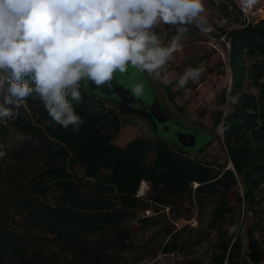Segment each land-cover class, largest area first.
<instances>
[{"label": "trees", "instance_id": "trees-1", "mask_svg": "<svg viewBox=\"0 0 264 264\" xmlns=\"http://www.w3.org/2000/svg\"><path fill=\"white\" fill-rule=\"evenodd\" d=\"M222 3L227 17L233 12L241 17L238 27L224 31L231 85L222 100L228 98L229 109L214 122L223 126L227 162L204 164L148 136L116 145L122 119L83 87L81 102L68 97L84 119L79 131L52 121L33 94L13 109V117L0 122V146L7 135L18 136L0 156V264H115L131 245L125 222L147 200L156 211H173L193 196L218 194L213 226L233 209L227 190L239 182L244 210L256 204L264 181V20L246 24L233 0ZM229 163L233 168H227ZM142 181L148 183L143 198L137 196ZM240 232L221 237L210 261L189 259L186 264L263 262L264 249L254 231L246 249ZM170 234L162 246L165 253L178 248L177 234Z\"/></svg>", "mask_w": 264, "mask_h": 264}, {"label": "clouds", "instance_id": "clouds-1", "mask_svg": "<svg viewBox=\"0 0 264 264\" xmlns=\"http://www.w3.org/2000/svg\"><path fill=\"white\" fill-rule=\"evenodd\" d=\"M203 12L202 0H0V120L35 94L52 121L79 131L84 119L68 97L81 102L83 81L107 85L129 65L159 77L179 36L165 46L153 29L184 33L195 24L208 33ZM202 71L188 68L177 84ZM133 91L140 95L142 85Z\"/></svg>", "mask_w": 264, "mask_h": 264}, {"label": "rangeland", "instance_id": "rangeland-1", "mask_svg": "<svg viewBox=\"0 0 264 264\" xmlns=\"http://www.w3.org/2000/svg\"><path fill=\"white\" fill-rule=\"evenodd\" d=\"M238 1L243 3V0ZM202 3L204 6L202 16L206 21L205 26L211 28L210 32H201L195 24L187 25V31L184 33H178L175 27L166 24H160L153 29L165 46L177 36L179 40L172 58L160 69V76L152 75L156 81L160 80L167 86L166 92L171 93L174 98L172 102L181 107V113L188 120L211 130L212 140L204 130H196L198 139L195 150H201L208 141L211 142L199 152L188 151L185 154L204 164L218 167L227 162L228 156L222 123L215 126L214 122L221 113L224 116L229 109L228 98L223 101L222 94L224 91L228 93L231 85L228 50L225 42H222L220 51L218 43L225 30L241 24V17L234 12L227 17L222 0H202ZM224 51L225 53H222ZM197 67L203 69L199 79L189 80L184 87H180L177 84L179 77L188 68ZM165 78L168 83L164 82ZM120 81L132 90L137 85L126 75H122ZM140 95L146 96L143 91ZM98 101L103 102L102 107H111L103 99ZM18 109L19 107H14V110ZM148 134V128L141 121L124 118L122 128L114 142L123 147L134 138ZM17 139L18 136L15 134L5 137L8 143H13ZM6 143L0 146L3 155L6 152ZM196 186L195 183L194 187ZM239 195L241 197L243 195V186L240 182L227 190V198L233 209L224 219L219 220L216 226L212 225V220L213 212L220 201L218 194L193 196L192 202L177 203L173 211L170 208L156 211L152 201L147 200L146 205L138 209L134 217L126 220L125 225L130 229L131 245L117 256L115 264H186L189 259L210 261L216 250V242L221 237L227 238L239 231L245 249L250 230L254 231V236L260 240L264 249V181L257 192V202L251 208L247 205L244 210V203L239 200ZM146 209L151 210L150 215L145 214ZM146 218L150 220H145ZM170 231L177 234L178 248L165 253L162 246L170 239ZM200 236H204L205 239L197 243ZM259 264H264V261Z\"/></svg>", "mask_w": 264, "mask_h": 264}, {"label": "flooded vegetation", "instance_id": "flooded-vegetation-1", "mask_svg": "<svg viewBox=\"0 0 264 264\" xmlns=\"http://www.w3.org/2000/svg\"><path fill=\"white\" fill-rule=\"evenodd\" d=\"M122 75L128 76L134 80L136 84L141 83L143 92L146 96L136 95L131 88H128L124 83H122L120 81V77H122ZM158 85L163 89V92L167 94L168 100L174 102V98H172L171 93L166 92V89H168L167 86H164L160 80L158 81ZM81 87L94 96L105 99L116 109L117 113H119V109L121 108L125 112L131 111L136 114L137 116H133L132 118L141 121L142 124L148 128V137L170 142L172 145H176L177 149L183 152L195 150L194 148L196 144L192 148L183 147L182 144H180L179 139L184 141L189 135L194 134L196 136L197 143L198 135L196 130L198 129L184 125L174 116V113L166 108V106L162 103L160 96L149 84L144 71L129 65L126 72H115L113 74L112 81L107 85L96 86L85 80L82 82ZM121 87L129 91L130 94L127 93L125 96L118 95L115 90L123 91ZM127 97H130L133 101L126 103L124 98ZM173 107L177 112H182L181 107L177 106L175 103H173Z\"/></svg>", "mask_w": 264, "mask_h": 264}, {"label": "water", "instance_id": "water-1", "mask_svg": "<svg viewBox=\"0 0 264 264\" xmlns=\"http://www.w3.org/2000/svg\"><path fill=\"white\" fill-rule=\"evenodd\" d=\"M146 77H147V80L149 82V84L153 87V89L157 92V94L160 96V99L162 100V103L166 106V108H168L172 113H174V116L176 118H178L184 125H187V126H191V127H194L196 129H201V130H204L205 132H207L210 136H211V140L213 138V135L211 134V130L208 129L206 126L204 125H199V124H195L193 123L191 120H188L182 113H179L175 110V108L173 107V103L171 101L168 100V97H167V94H165L163 92V89L158 85V81H156V79H154L153 75L152 74H149L147 73L146 71H144ZM122 88V87H121ZM123 91L121 90H115V92L118 94V95H122V96H125V94H130L129 91L125 90L124 88H122ZM133 98V97H132ZM125 102L126 103H129V102H132L133 100L130 99V97H127V98H124ZM134 109V108H133ZM119 117L121 119H124V118H131L133 119L132 117L133 116H137L136 114L132 113L131 111H127L125 112L123 109H119V113H118ZM179 142L180 144H182L183 147H194L195 144H196V136L194 134H191L187 137L186 140L182 141L181 139H179ZM211 141H208L206 146L207 147L209 145ZM170 143V142H169ZM171 144V143H170ZM172 145V144H171ZM173 147L177 148L176 145H172ZM204 147V148H205ZM204 148H202L201 150H203ZM201 150H190V151H195V152H199ZM228 168H233V165L231 163V165L228 166Z\"/></svg>", "mask_w": 264, "mask_h": 264}, {"label": "built area", "instance_id": "built-area-1", "mask_svg": "<svg viewBox=\"0 0 264 264\" xmlns=\"http://www.w3.org/2000/svg\"><path fill=\"white\" fill-rule=\"evenodd\" d=\"M236 7L241 11L243 19L246 24L255 23L260 20H264V0H243V3H240L238 0H233ZM225 42L227 50L230 49V43L226 38V35L221 36L220 41L218 43L219 50H222L221 43ZM222 53H225L222 52ZM148 191V183L146 181H142L138 191V197H145ZM146 215L151 214L150 209L145 210Z\"/></svg>", "mask_w": 264, "mask_h": 264}]
</instances>
